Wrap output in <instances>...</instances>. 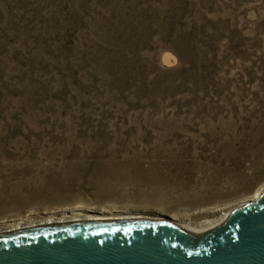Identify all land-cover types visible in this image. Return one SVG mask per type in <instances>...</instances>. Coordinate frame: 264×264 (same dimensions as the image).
I'll use <instances>...</instances> for the list:
<instances>
[{"label":"rangeland","instance_id":"374dc122","mask_svg":"<svg viewBox=\"0 0 264 264\" xmlns=\"http://www.w3.org/2000/svg\"><path fill=\"white\" fill-rule=\"evenodd\" d=\"M261 187L264 0H0V220Z\"/></svg>","mask_w":264,"mask_h":264},{"label":"water","instance_id":"95a60500","mask_svg":"<svg viewBox=\"0 0 264 264\" xmlns=\"http://www.w3.org/2000/svg\"><path fill=\"white\" fill-rule=\"evenodd\" d=\"M240 201L224 221L203 231L186 229L166 212L136 208L0 231V264H264V190L256 200Z\"/></svg>","mask_w":264,"mask_h":264},{"label":"bare ground","instance_id":"6f19581e","mask_svg":"<svg viewBox=\"0 0 264 264\" xmlns=\"http://www.w3.org/2000/svg\"><path fill=\"white\" fill-rule=\"evenodd\" d=\"M264 190V187L259 188L253 195H251L248 198H245L242 201L246 200H256L259 198L260 194ZM241 202V201H240ZM239 204H233L230 207L227 208V210L224 211V215L219 217L216 220L211 221H204V222H198L194 223L192 218V213L188 212H174V213H168L171 215V217L174 219V222L180 224L181 226L185 227L188 230L191 231H203L206 229H209L222 221H224L231 210L238 206ZM73 211L71 214H65V212H62L59 216H48V217H38V218H16L15 221L17 222H10V223H1L0 224V231L9 230V229H16V228H24V227H30V226H36V225H42V224H48V223H54V222H61V221H67V220H73V219H83V218H92V217H101V216H109V215H118V214H129L124 213L123 211L127 210H120V209H108V208H97L96 206H89L85 207L81 205L73 206L70 208ZM83 209H91L96 210L97 213H87ZM64 210V209H63ZM84 211V212H81ZM121 211V212H120Z\"/></svg>","mask_w":264,"mask_h":264}]
</instances>
